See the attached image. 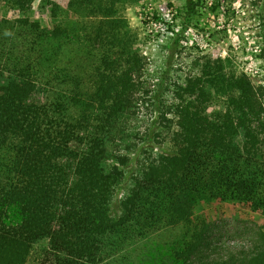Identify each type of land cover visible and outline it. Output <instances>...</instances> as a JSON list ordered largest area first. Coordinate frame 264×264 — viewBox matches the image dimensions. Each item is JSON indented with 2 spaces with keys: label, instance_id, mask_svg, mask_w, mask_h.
Here are the masks:
<instances>
[{
  "label": "trees",
  "instance_id": "16d2710c",
  "mask_svg": "<svg viewBox=\"0 0 264 264\" xmlns=\"http://www.w3.org/2000/svg\"><path fill=\"white\" fill-rule=\"evenodd\" d=\"M35 1L0 0V264H264V78L201 56L173 85L166 152L117 198L122 127L150 93L123 15L139 0H68L49 30ZM215 203L262 218L250 249L203 257Z\"/></svg>",
  "mask_w": 264,
  "mask_h": 264
},
{
  "label": "rangeland",
  "instance_id": "374dc122",
  "mask_svg": "<svg viewBox=\"0 0 264 264\" xmlns=\"http://www.w3.org/2000/svg\"><path fill=\"white\" fill-rule=\"evenodd\" d=\"M67 1L36 0L27 16L49 30L52 9H57L55 20L75 19L66 10ZM199 4L191 17L185 16L186 0H139L123 12L137 32L136 47L146 59L145 88L150 93L122 127L117 151L129 157V164L117 198L127 190L140 158L166 152L169 131L162 118L172 103L173 85L197 72L201 56L228 58L237 71L257 83L264 78V0H200ZM0 17H12L1 2ZM214 108L218 107L209 111ZM203 214L210 225L203 251L207 259L250 249L262 226L261 217L238 205L215 203Z\"/></svg>",
  "mask_w": 264,
  "mask_h": 264
}]
</instances>
